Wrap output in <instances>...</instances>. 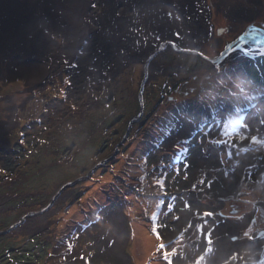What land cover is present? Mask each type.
<instances>
[{
	"label": "rangeland",
	"instance_id": "374dc122",
	"mask_svg": "<svg viewBox=\"0 0 264 264\" xmlns=\"http://www.w3.org/2000/svg\"><path fill=\"white\" fill-rule=\"evenodd\" d=\"M162 1L193 5L191 35L109 45L106 11L127 28ZM93 4L0 32V264H264V0Z\"/></svg>",
	"mask_w": 264,
	"mask_h": 264
},
{
	"label": "bare ground",
	"instance_id": "6f19581e",
	"mask_svg": "<svg viewBox=\"0 0 264 264\" xmlns=\"http://www.w3.org/2000/svg\"><path fill=\"white\" fill-rule=\"evenodd\" d=\"M39 1L40 0H0V27H2L0 29V32L6 31L7 34H11L10 36L14 39L17 31H20L19 37L21 38L22 37L21 34L23 32V29H20V27L25 26V24L22 23V24L18 25L19 24L18 21L22 18V16L24 17L28 14L34 15L35 13L40 14L43 12H44V14H51L52 17H55V16L61 17V20H57L56 18H53L52 23L54 22L55 24L52 25L49 23L51 26L62 27V28L64 26L67 30H72L73 28H76V26L73 23H75L77 21H74V20H79L81 18V15L85 14L88 11V9L90 7H92L93 3L95 2V0H89V1L88 0H76V1L62 0V1H66L65 5H64L62 1L58 0L57 1L58 4L55 5L53 2L55 0H44L43 3H47V5L38 6V5H40ZM100 1H102V3H104L106 1L111 2V1H115V0H100ZM117 1H119V0H117ZM123 1H139L140 2L143 0H123ZM143 3L141 2L137 6V13H136L137 17H136V19H134L135 24L128 26V24H129L128 23L127 28H126V27L122 26L123 22H119L118 26H120V31L123 30V33L128 35L129 37H132L135 34H140L143 31L147 38L155 37L154 36L155 33H157V35H161V36L166 35V34H171V35L175 34V32H176L175 29L168 28L169 19H171V18H169L167 15L166 16L162 15L159 7L148 10L145 7H143ZM49 5H52V6H49ZM20 6H21V9H22L24 14H21L20 16H18L17 11H19ZM102 11H104V10L102 9ZM105 15L108 17L110 16L111 19L115 18L113 15V12H110V11L109 12L106 11ZM111 15H113V17ZM122 18H125V16ZM154 18H155V20H154L155 23L153 22ZM118 19H119V17H118ZM72 21H74V22H72ZM106 25H107V22H105L106 29L104 28V30H103V31H105L106 36L113 35L114 32H113L111 23L108 22V25L107 26ZM27 27H28V24L23 28H27ZM10 30H12V31H10ZM129 33H134V34L130 35ZM152 33H154V34H152ZM80 37H76L75 40L72 42L73 43L71 45L72 49L67 51L68 53L65 56L66 58L72 59L76 56V55H74L75 50L83 44V40H84V38L81 39ZM112 40L114 41V37L112 38ZM238 45L239 44H236L234 47H232V49H233L232 51H234ZM262 46H264V43H262ZM124 47H125V45H124ZM261 48H263V47H261ZM261 48H259L257 50H260ZM136 49L139 51L140 46L136 47ZM108 53H106V54H108ZM146 65L148 66V62L146 63ZM140 97H141V93H140ZM246 172L248 175L249 172L248 171H246ZM69 186H63L62 188L66 189ZM53 201L54 200H52V202ZM247 220H248V218L245 217L242 220V222L236 226L241 227L243 224L246 223ZM200 226H201V224H200ZM219 230H223V229H219ZM218 235L220 236V233H218Z\"/></svg>",
	"mask_w": 264,
	"mask_h": 264
},
{
	"label": "crops",
	"instance_id": "0c3cea01",
	"mask_svg": "<svg viewBox=\"0 0 264 264\" xmlns=\"http://www.w3.org/2000/svg\"><path fill=\"white\" fill-rule=\"evenodd\" d=\"M180 1H189V0H180ZM199 1H201V0H199ZM226 1H228V0H225V2ZM211 3L216 4L215 1H213ZM156 5L160 8V11H161V14L162 15H164V16L168 15L171 18V20L173 21V24L171 26L168 25V28H171V29H175L176 30L175 34H173V36H172L174 38H177L179 36L182 37L183 34H185V33H187V35H191L193 33L192 30H193L195 24L197 23L198 26H199V23H200V22H198L199 20L196 19V18H192L193 10H194L193 5H185L182 2L180 4V3H177L175 1H171L169 4L167 2H163L162 1L161 4H156ZM199 6L203 7L204 6V2H201V4ZM176 10H177V12H176ZM183 15L185 16L184 19H180V18L177 17V16H183ZM190 15H191V17H190ZM186 16H189V17H186ZM216 16L217 17L214 18V20L216 22L222 21L221 20V19H223L222 16L224 17V15L221 13V11H219V14L216 15ZM112 17H113V15H112ZM202 19H203V17H202ZM225 19H223V20H225ZM112 20H115V18L114 19H110L111 26H112V29H113L114 34L113 35H109V45H110V42L111 41L112 42H115V45H116L117 44L116 33H118V30L120 31V26H118L119 23H117V25H115V23H114V26H113L112 25ZM113 37H114V41L112 40ZM186 37L187 36H184L183 38H186ZM239 45H241V47ZM239 45L235 48V50H234L235 53L236 52H239V50H241L242 47H243V49L246 48V45L247 44L246 43L243 44V42H242V44L240 43Z\"/></svg>",
	"mask_w": 264,
	"mask_h": 264
},
{
	"label": "snow or ice",
	"instance_id": "6c2138e0",
	"mask_svg": "<svg viewBox=\"0 0 264 264\" xmlns=\"http://www.w3.org/2000/svg\"><path fill=\"white\" fill-rule=\"evenodd\" d=\"M93 7H95V4H93L92 5ZM178 35V34H177ZM162 47V46H161ZM235 123H239V121H236ZM211 131V129L209 128L208 129V132H210ZM225 133L227 134V130H225ZM206 135L208 134V133H205ZM252 142L253 143H259V144H262V145H264V141H259L258 140V138H256V137H253L252 138ZM216 143H220V141H216ZM181 144L180 143H178L177 145H176V149H177V151H179L180 150V148H181ZM245 151H247V149H245ZM177 159H179V157H177ZM183 167L185 168V170L188 168V164L186 163V162H184L183 163ZM176 171H177V174H179V167H177L176 168ZM158 184H160V186L161 187H163V183L161 182V181H158L157 182ZM201 183H203V181H201ZM210 184H211V182H209V186H210ZM161 203L163 204L164 202L163 201H161ZM187 206V205H186ZM171 205L169 204L168 205V208H169V211L171 210ZM204 216H212L213 215V213L212 212H205L204 214H203ZM155 218V217H154ZM197 229L198 230H202V226H200V225H198L197 226ZM156 229L155 228H153V231H155ZM159 238V237H158ZM207 241L210 243L211 242V233L209 232L208 233V236H207ZM164 248H165V245L164 244H160L159 246H158V250L159 251H163L164 250ZM170 253H168V252H163V258H164V260L165 261H167V264H171V260H170Z\"/></svg>",
	"mask_w": 264,
	"mask_h": 264
},
{
	"label": "water",
	"instance_id": "95a60500",
	"mask_svg": "<svg viewBox=\"0 0 264 264\" xmlns=\"http://www.w3.org/2000/svg\"><path fill=\"white\" fill-rule=\"evenodd\" d=\"M234 43H236V42H234ZM234 43H232L231 45H229V46L226 48V50L224 51L223 55H225V54L228 52V50H229L230 48H232V45H233ZM203 58L206 59V60L209 61V62H215V61H218V58L215 59V60L207 59V58L204 57V56H203ZM140 100L142 101V92H141ZM141 105H143V103H141ZM141 107H142V106H141ZM141 116H142V109H141V113L139 114V116H137L136 118H134L133 120H131V123L138 121V120L140 119ZM130 126H131V124H130ZM95 168H96V167H95ZM95 168H93V169L91 170V172H93ZM81 179H82V178H81ZM81 179H77V180H75V181H72L71 183H67L65 186H69V185L72 186V185H74L76 182H78V181L81 180ZM55 198H56V197H55ZM55 198H54V199H55ZM52 204H53V202H51V204H50L46 209H48L49 207H51ZM44 210H45V209H43V210H41V211H39V212H44ZM32 214H34V213H32ZM17 225H18V224L14 225V227H16ZM12 228H13V227H12ZM5 232H7V231H5ZM5 232H3V234H4ZM0 235H1V234H0Z\"/></svg>",
	"mask_w": 264,
	"mask_h": 264
},
{
	"label": "flooded vegetation",
	"instance_id": "af4514ba",
	"mask_svg": "<svg viewBox=\"0 0 264 264\" xmlns=\"http://www.w3.org/2000/svg\"><path fill=\"white\" fill-rule=\"evenodd\" d=\"M193 54L196 55V54H200V53H198V52H194ZM205 60H206V59H205ZM206 61H207V60H206ZM207 62H209V61H207ZM51 200H52V199H51ZM51 200H50V202H51ZM50 202L48 203V205H46L45 207L41 208L40 210L45 209L44 212H45V213L48 212V211L51 209V207H49L48 209H46V208L49 206ZM44 212H43V213H44ZM31 217H32V216H31ZM31 217H29V218H31ZM3 223H4V222L1 221V224H3ZM12 227L15 228L14 225H11L10 227H7L6 229L0 230V234H1L0 237H1V236H4V235H7L8 232H10L11 229H13ZM5 231H7V232H5ZM3 232H5V233L3 234ZM72 233H73V232H72ZM67 237H68V236H67ZM16 256H17V255H16ZM16 256H14V257H16ZM7 263H8V262H6V264H7Z\"/></svg>",
	"mask_w": 264,
	"mask_h": 264
}]
</instances>
